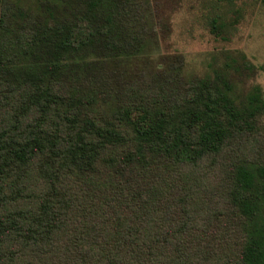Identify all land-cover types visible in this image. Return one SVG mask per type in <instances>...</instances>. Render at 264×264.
<instances>
[{"label": "trees", "instance_id": "trees-1", "mask_svg": "<svg viewBox=\"0 0 264 264\" xmlns=\"http://www.w3.org/2000/svg\"><path fill=\"white\" fill-rule=\"evenodd\" d=\"M32 1L0 0V264H264L263 67L148 71L142 0Z\"/></svg>", "mask_w": 264, "mask_h": 264}, {"label": "rangeland", "instance_id": "rangeland-1", "mask_svg": "<svg viewBox=\"0 0 264 264\" xmlns=\"http://www.w3.org/2000/svg\"><path fill=\"white\" fill-rule=\"evenodd\" d=\"M35 0L32 1V3ZM214 0H142L148 37L141 57L150 61L147 70L168 57H185V77L204 76L212 65L225 61L224 52L244 53L257 66H262L251 79L246 75L239 87L252 84L264 89V0H239L241 16L230 41L216 39L208 24ZM34 4V3H33Z\"/></svg>", "mask_w": 264, "mask_h": 264}]
</instances>
